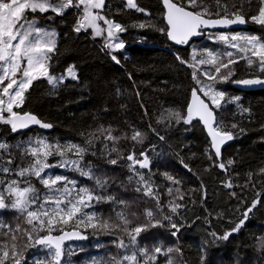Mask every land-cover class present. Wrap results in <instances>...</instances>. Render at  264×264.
Wrapping results in <instances>:
<instances>
[{"label":"trees","instance_id":"1","mask_svg":"<svg viewBox=\"0 0 264 264\" xmlns=\"http://www.w3.org/2000/svg\"><path fill=\"white\" fill-rule=\"evenodd\" d=\"M226 2L229 6L242 9L247 16L257 11L258 0ZM125 3L126 0H106L102 12L127 27V31L121 34L127 47L116 53L120 58L119 64L111 59L108 50L103 49V42L94 38L90 30L80 33L73 31L79 18L77 8L68 9L59 16L52 12L29 13V19H36L39 24L57 33V51L51 61L53 74L60 76L69 65H74L79 80L68 79L55 91L45 79L37 80L29 90L22 109H16L31 112L43 121L52 123L51 129L36 125L23 132L12 133L10 126L0 124V140H6L11 145H26L37 137H44L53 143L73 142L82 146L92 141L87 145L89 152L84 157V164H91L94 175L107 181L103 188L97 186L95 179L83 177L71 169L50 168L46 173L67 176L75 180L78 187H88L105 198L114 197L115 202L106 199L93 202V206L85 211L96 213L94 223L109 220L112 224H121V230L109 232L82 225L78 228L73 225L58 226L52 235H59L63 229L77 230L85 236L84 241L65 246L64 264H114L116 259L131 254L134 250L131 246L127 249L117 247L121 238L130 244L129 236L122 230L118 212H123L131 221L129 228L148 221L146 209L153 210L156 219L161 218L156 200L144 196L143 191H136V178L128 179L132 173L126 156L133 151L137 156L141 151L148 152L151 170H137L144 172L146 177L151 176L165 213H168L169 202L179 195L175 192L177 187L185 194L182 201L184 207L174 217L175 222L181 225L177 236L171 235L173 229L168 226L153 228L149 225L148 231L138 237V247L152 249L159 244L164 248H178L179 252L170 254L175 264H201L202 256L205 258L204 264H264V250L260 248V238L264 237V175L260 174V169L264 168V89L244 92L238 87L239 84L233 82L261 75L258 67L250 68L245 61H238L232 66L235 74L227 81L216 83V89L223 91L226 97L238 96L239 104L250 109V112L242 113L235 103H227L216 114L224 127L235 134L232 144L223 150L221 158L224 163L228 160L234 163L227 171H222L213 163L215 155L200 123L196 120L190 125L182 121L178 123L170 114H187L192 90L199 87L193 79V71L209 68L208 65H197L196 69L190 67L194 53H201L205 49L218 52L226 63L228 58L224 53L232 51L235 54L236 51L223 42L218 45L221 41L210 38L219 33H206L201 41L191 43L188 48L176 49L168 43L166 31H161L167 29L161 0H137L139 7L148 15L127 9ZM204 3L215 11L216 0H204ZM248 22L249 30L240 34L264 38V26L251 20ZM140 23L150 26L143 29L134 26ZM177 54L188 63L181 64L176 59ZM200 79L203 83H209L203 76ZM200 95L203 97L202 93ZM234 123L237 127L233 129L231 125ZM102 126H111L113 134L119 136L120 140L116 143L104 140L106 133L99 131ZM134 129L144 133L142 143L130 139ZM160 136L164 139L161 140ZM112 148L117 151L112 152ZM12 154L14 171L27 167L31 162V157L22 156L15 148ZM109 155L112 159H119V163H108ZM210 155L213 160L209 159ZM58 160V156L49 157L48 163L54 164ZM185 164L188 168L184 167ZM165 173L181 183L173 184L166 179ZM12 179L20 178L0 173V180L7 182ZM229 179L233 184L230 189L222 183ZM30 180L43 199L47 189L36 177ZM3 187L0 185V190ZM169 188H173L171 196ZM254 200L259 202L243 226L239 231L231 232L244 219V212ZM119 201H125L127 206ZM0 221L13 229L19 223L22 228L31 230L25 218L15 209L0 210ZM2 231L6 229H0ZM213 232L218 237H223L227 232H231V235L228 239L215 238ZM47 234V230H44L34 232L33 236ZM16 235V258L21 260V264H49L50 257L45 259L48 256L45 247L38 248L22 233ZM5 243L11 252L13 241L0 235V248ZM167 259L166 256H159L158 264H167ZM6 264H13L11 256Z\"/></svg>","mask_w":264,"mask_h":264},{"label":"snow or ice","instance_id":"2","mask_svg":"<svg viewBox=\"0 0 264 264\" xmlns=\"http://www.w3.org/2000/svg\"><path fill=\"white\" fill-rule=\"evenodd\" d=\"M162 3L165 8L164 19L167 23V29H161V31H166L168 39L177 45L188 44L192 37L202 35L204 29L227 28L234 24H246L248 20L264 26V0H258L257 11L250 16H247L242 9L235 5L229 6L226 0H216L215 11L207 7L204 0H186L187 6H185V0H180V2L162 0ZM105 6L106 0H0V124L10 126L12 133L32 125L51 129L52 123L43 121L31 112L16 111V109H22L29 90L37 80L45 79L53 91L65 84L68 79L79 80L74 65H69L60 76L53 74L51 61L57 51V33L54 30L41 27L36 19H29L28 14L53 12L59 16L63 15L67 9L77 8L79 18L73 31L80 33L82 30L91 29L94 38L104 36L103 49L108 50L111 59L119 64L120 58L116 53L127 47L124 40L121 39V34L127 31V27L109 18L106 14H102ZM125 7L148 15L144 9L139 7L137 0H126ZM99 21L103 22L104 27L98 23ZM134 26L143 29L150 25L140 23ZM210 38L223 42L228 47L235 49L236 53L234 54L232 51L224 53L228 58L226 63L223 62L218 52L205 49L201 53H194L193 63L189 66L196 69L197 65H208L209 68L193 71V79L199 87L192 90L191 101L187 105V114L181 115V113L176 112L170 114V117L174 116L178 123L182 121L185 125H190L194 119H198L206 129L210 137L211 150H214L215 153V159L213 160L211 155L209 159L213 160L216 167L222 171H227L234 161L228 160L227 163L222 161V146L233 140L235 134L224 127L223 123L217 119L216 114L227 103H235L242 113L250 112V109L243 108L239 104L240 97H226L223 91L216 89L215 84L217 80H229L235 74L232 66L238 63L239 59H246L249 67H258L262 75L242 78L233 82L245 86L264 85V78H262L264 77V38L254 34L240 33H219ZM240 53L244 55L239 56ZM198 56L199 58H197ZM176 59L181 64L188 63L179 54H177ZM222 70H226L227 75ZM200 76L205 77L209 83H203ZM200 93L207 100L202 98ZM231 127L234 129L237 124L234 123ZM99 131L102 134L106 133L103 135V139L106 141L116 143L120 140L119 136L113 134L111 126L108 128L102 126ZM144 138V133L135 129L130 137L135 143H142ZM159 138L164 139L163 136ZM91 143L92 141L89 140L87 145ZM87 145L82 146L73 142L61 144L58 141L53 143L44 137L30 140L26 145H11L6 140H0V173L20 178L7 182L0 180V185H4L3 189L0 190V210L15 209L25 218V223L31 228V230L22 228L17 223L13 229L10 225L0 221V229H6V231L0 232V235L10 237L13 241L11 252L8 250L7 243L0 248V253H2L0 254V264H6L10 256L13 258V264H21V260L16 258L18 256L15 244L18 238L16 233L26 235L28 241L35 245L44 246L48 252L45 259L50 257L49 264H64V242L73 237H84L78 231L69 232L63 231V229H61L62 234L52 235L58 226L73 225L78 228L82 225L85 228H100L109 232L113 229L121 230V224H112L109 220L94 223L93 221L97 220L96 213L85 211V209L93 206V202H100L105 199L115 202L114 197L105 198L103 195L95 194L88 187H78L77 182L67 176L46 173V170L50 168L71 169L79 172L83 177L95 179L97 186L103 188L107 181H103L94 175L91 164H84V157L89 152ZM105 146L107 147V145ZM13 148L19 150L22 156L31 157V162L27 167L13 170ZM111 151L115 152L117 149L112 148ZM92 154L95 155V152ZM53 156H58L59 160L54 164L48 163L49 157ZM107 159L111 165L119 163V159H112L110 155ZM126 159L129 162V171L132 173L128 177L129 181L136 178L138 185L136 191H143L144 196L156 200L157 210L160 212L161 218L156 219L153 210L146 209L145 215L148 218V224L129 228L128 225L131 221L123 212H118L117 216L123 224L122 230L129 236L130 244H126L121 238L117 242V247L127 249L131 246L134 250L131 254H125L116 259L114 264H158L159 256L168 257L167 264H175L170 254L174 251L179 252L180 249L164 248L159 244L152 249L141 248L137 246L138 237L142 232L148 231L149 225L153 228L168 226L173 229L171 235L177 236L181 225L175 222L174 217L178 216L179 210L184 207L182 201L185 199V194L177 187L175 192L179 195L169 202L168 213H165L151 176L146 177L144 172L137 170H151L152 162L148 152L141 151L137 156L133 151L127 154ZM184 167L188 168V165L185 164ZM188 170L191 171V169ZM260 174L264 175V168L260 169ZM164 175L173 184L179 185L181 183L168 173ZM31 177H36L47 189L43 199L40 198L37 189L31 183ZM249 177L251 179V172ZM222 183L225 188L233 187L231 179ZM22 184L24 186H21ZM168 192L171 196L173 188H169ZM232 195L235 196L236 193L233 192ZM204 198L206 199V192ZM258 202V200L253 201L251 207H248L244 212V219H241L231 232L240 230ZM119 203L127 206L125 201H119ZM165 221H167V225H165ZM44 230H47V235L33 236L34 232ZM231 232L225 233L223 237H218L215 232L212 235L215 238L228 239ZM260 248L264 250V237L260 238ZM204 259L202 256L201 264H204Z\"/></svg>","mask_w":264,"mask_h":264},{"label":"water","instance_id":"3","mask_svg":"<svg viewBox=\"0 0 264 264\" xmlns=\"http://www.w3.org/2000/svg\"><path fill=\"white\" fill-rule=\"evenodd\" d=\"M161 6H162V9H163V12H164V16H165V8H164V5H163V3H162V0H161ZM164 23H165V26H166V28H167V23H166L165 19H164ZM248 30H249L248 22H247L246 24H234V25H231V26H229V27H227V28H221V27H218V28L204 29L202 35L192 37V38L189 40L188 44H186V45H177V44H175L174 42L170 41V40L168 39V37H167V39H168V43H169L172 47H174V48H176V49H185V48H188V47L190 46L191 43L201 41V40L204 38V33L246 32V31H248ZM238 87L240 88L241 91H244V92H254V91H258V90H263V89H264V85L245 86V85H240V84H239ZM201 97H202V96H201ZM202 98H203V97H202ZM190 101H191V97H190ZM190 101H189V102H190ZM194 120H196V121H198V122L200 123V125H201L202 128L204 129L205 134H206V136H207V138H208V140H209V142H210V137L208 136L207 131H206V129L204 128V126L202 125V123H201L198 119H194ZM35 126H36V125H32V126H30L29 128H26V129L20 130V131H18V132H16V133L23 132V131H25V130H27V129H30V128H34ZM232 142H233V140L226 142V143L222 146V152H223V150H224L225 148H227L229 145H231ZM210 145H211V142H210ZM212 152H213V154L215 155L214 150H212ZM221 158H222V157H221ZM72 231H77V230H72ZM69 232H71V231H69ZM78 232H79V233L81 234V236L84 237V238L73 237V238L70 239V240H66V241L64 242V246L69 245V244H71V243H76V242L84 241V240H85V236H84L80 231H78ZM61 234H62V233H61ZM59 235H60V234H59ZM36 246H37L38 248L44 247V246H41V245H36Z\"/></svg>","mask_w":264,"mask_h":264},{"label":"rangeland","instance_id":"4","mask_svg":"<svg viewBox=\"0 0 264 264\" xmlns=\"http://www.w3.org/2000/svg\"><path fill=\"white\" fill-rule=\"evenodd\" d=\"M68 10V9H67ZM66 11V10H65ZM78 11V10H77ZM79 12V11H78ZM53 13V12H52ZM30 14H32V13H30ZM55 14V13H54ZM30 18V17H29ZM98 23H100L101 24V26L102 27H104V25H103V22L102 21H99ZM248 23H250V22H248ZM41 27H43V28H45V29H48V28H46V27H44V26H42L41 24H39ZM48 30H50V29H48ZM88 30H90L91 31V29H88ZM55 31V30H54ZM82 31H87V30H82ZM56 32V31H55ZM245 33V32H244ZM91 34H92V36H93V33H92V31H91ZM233 34H235V32L233 33ZM246 35V34H245ZM57 38V37H56ZM95 38H97V39H100L102 42H103V44H104V42H105V38H104V36H101V37H95ZM214 42V41H213ZM222 42H219L218 43V45L219 44H221ZM232 49V48H231ZM233 51H236L235 49H232ZM239 61H245L246 63H247V60L246 59H239ZM223 72H224V74L225 75H227V71L226 70H222ZM261 74V73H260ZM262 75V74H261ZM217 81H223V80H217ZM209 82V81H208ZM217 83V82H216ZM215 87H216V84H215ZM145 224H148V221L145 223ZM61 234V233H60ZM70 245V244H69ZM46 250V249H45Z\"/></svg>","mask_w":264,"mask_h":264},{"label":"flooded vegetation","instance_id":"5","mask_svg":"<svg viewBox=\"0 0 264 264\" xmlns=\"http://www.w3.org/2000/svg\"><path fill=\"white\" fill-rule=\"evenodd\" d=\"M76 10H78V9H76ZM78 12V11H77ZM230 33H234V32H230ZM236 33H241V32H235V34ZM204 34H206V33H204ZM249 78H251V77H249ZM246 79V78H245ZM64 248H65V246H64Z\"/></svg>","mask_w":264,"mask_h":264}]
</instances>
